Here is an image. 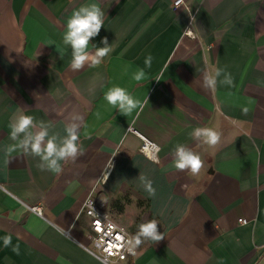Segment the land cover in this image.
Listing matches in <instances>:
<instances>
[{"label":"crops","instance_id":"crops-1","mask_svg":"<svg viewBox=\"0 0 264 264\" xmlns=\"http://www.w3.org/2000/svg\"><path fill=\"white\" fill-rule=\"evenodd\" d=\"M91 2L0 0V264H104L85 248L90 194L128 234L156 219L164 236L114 264H264V0H97L104 27L91 43L107 37L113 50L73 71L66 21ZM190 17L195 38L184 34ZM217 68L233 86L205 89L202 73ZM114 85L149 100L138 116L107 104ZM21 109L61 138L70 114L81 115L83 155L54 174L39 158L9 154V120ZM129 126L159 146L157 161L139 152ZM197 126L220 132L219 144L194 140ZM177 144L201 156L198 175L174 167Z\"/></svg>","mask_w":264,"mask_h":264},{"label":"clouds","instance_id":"clouds-1","mask_svg":"<svg viewBox=\"0 0 264 264\" xmlns=\"http://www.w3.org/2000/svg\"><path fill=\"white\" fill-rule=\"evenodd\" d=\"M104 17L105 11L97 0H93L89 4L74 9L67 18L62 41L64 46L71 49L69 67L73 71L83 69L86 64L93 68L98 67L103 63L104 58L112 52V44H109L107 37L101 39L102 47L91 43L104 27ZM144 64L145 67H151V54L145 58ZM145 77L146 73L143 68H138L132 73V79L137 82ZM221 77L223 78L221 79ZM202 81L205 89H215L218 83L229 87L233 86L231 73L220 68H217L214 74L204 71ZM103 98L108 105L126 117L133 112H136L138 116L144 110L145 104L149 102L148 99L142 101L134 97L126 88L116 85L108 88ZM243 111L245 114L247 113L246 108ZM96 116L99 118L100 113H96ZM69 119L71 122L65 124V135L61 138L50 132V122L37 121L34 116L25 114L21 109L14 113L9 120V137L13 143L8 146V153L19 151L26 156L39 158L37 167L41 171L60 174L63 171V163L69 160L74 162L84 153L79 132V121H82L83 117L73 112ZM189 135L194 140L211 147L218 145L221 140V133L209 127L197 126ZM173 156L174 167L180 171L187 170L193 176L198 175L204 166L201 156L184 144L175 146ZM139 180L148 197L154 196L156 190L153 187V181L144 175H139ZM158 225L156 219L139 223L136 232L125 240L123 247L126 252L135 256L143 244L155 243L164 239L163 234L158 230ZM9 242L10 238H5V245ZM16 251L18 252V248Z\"/></svg>","mask_w":264,"mask_h":264},{"label":"built area","instance_id":"built-area-1","mask_svg":"<svg viewBox=\"0 0 264 264\" xmlns=\"http://www.w3.org/2000/svg\"><path fill=\"white\" fill-rule=\"evenodd\" d=\"M172 6L174 8L183 6L187 8L184 0H173ZM192 17H190L188 26L184 30V34L195 38V34L191 27ZM128 131L133 132L140 139L139 152L146 158L157 161L159 146L150 138L144 136L132 126H129ZM36 214L41 215V210L38 206L30 207ZM81 213L86 215L89 220L88 226V240L92 248L86 246L85 248L97 256L104 264H113V261L122 263L127 257L132 255L128 254L123 247L125 240L131 235L128 234L125 227L118 224L106 210L102 203H98L92 195H88L81 206ZM238 222L246 224L248 222L245 218H238Z\"/></svg>","mask_w":264,"mask_h":264},{"label":"rangeland","instance_id":"rangeland-1","mask_svg":"<svg viewBox=\"0 0 264 264\" xmlns=\"http://www.w3.org/2000/svg\"><path fill=\"white\" fill-rule=\"evenodd\" d=\"M90 247L92 248V246L90 245ZM110 261L114 264L113 258L110 259Z\"/></svg>","mask_w":264,"mask_h":264}]
</instances>
